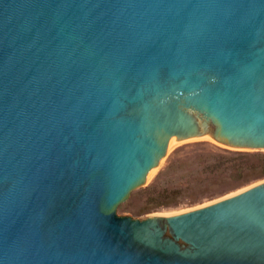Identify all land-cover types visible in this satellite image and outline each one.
<instances>
[{"label": "water", "instance_id": "water-1", "mask_svg": "<svg viewBox=\"0 0 264 264\" xmlns=\"http://www.w3.org/2000/svg\"><path fill=\"white\" fill-rule=\"evenodd\" d=\"M201 138L264 149V0H0V264H264V180L117 214Z\"/></svg>", "mask_w": 264, "mask_h": 264}, {"label": "rangeland", "instance_id": "rangeland-1", "mask_svg": "<svg viewBox=\"0 0 264 264\" xmlns=\"http://www.w3.org/2000/svg\"><path fill=\"white\" fill-rule=\"evenodd\" d=\"M226 150L264 155V149L230 148L208 138L178 142L169 149L145 184L118 207L117 214L143 218L190 210L264 180V177L257 178L237 186L229 172H210L208 165L221 157L234 159Z\"/></svg>", "mask_w": 264, "mask_h": 264}, {"label": "trees", "instance_id": "trees-1", "mask_svg": "<svg viewBox=\"0 0 264 264\" xmlns=\"http://www.w3.org/2000/svg\"><path fill=\"white\" fill-rule=\"evenodd\" d=\"M234 159L221 157L214 164L208 165L210 172H229L237 186L250 180L264 177V155L251 152H232ZM229 163V165L227 164Z\"/></svg>", "mask_w": 264, "mask_h": 264}, {"label": "bare ground", "instance_id": "bare-ground-1", "mask_svg": "<svg viewBox=\"0 0 264 264\" xmlns=\"http://www.w3.org/2000/svg\"><path fill=\"white\" fill-rule=\"evenodd\" d=\"M175 144H176V143H175ZM175 144H174V145H175ZM174 145H173V146H174ZM173 146H171L170 148H172ZM170 148H169V149H170Z\"/></svg>", "mask_w": 264, "mask_h": 264}]
</instances>
